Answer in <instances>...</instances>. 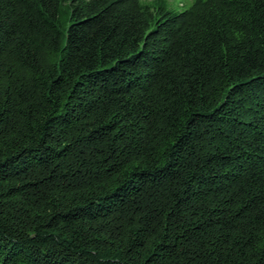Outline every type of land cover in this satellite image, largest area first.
Listing matches in <instances>:
<instances>
[{
	"label": "trees",
	"instance_id": "1",
	"mask_svg": "<svg viewBox=\"0 0 264 264\" xmlns=\"http://www.w3.org/2000/svg\"><path fill=\"white\" fill-rule=\"evenodd\" d=\"M0 264H264V0H0Z\"/></svg>",
	"mask_w": 264,
	"mask_h": 264
},
{
	"label": "rangeland",
	"instance_id": "2",
	"mask_svg": "<svg viewBox=\"0 0 264 264\" xmlns=\"http://www.w3.org/2000/svg\"><path fill=\"white\" fill-rule=\"evenodd\" d=\"M141 2L150 7L156 4H162L173 11H182L191 5L192 0H141Z\"/></svg>",
	"mask_w": 264,
	"mask_h": 264
}]
</instances>
